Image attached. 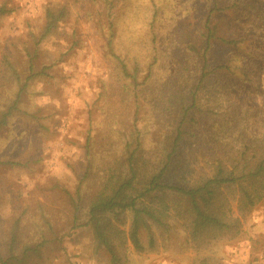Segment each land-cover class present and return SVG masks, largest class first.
<instances>
[{
	"label": "rangeland",
	"instance_id": "1",
	"mask_svg": "<svg viewBox=\"0 0 264 264\" xmlns=\"http://www.w3.org/2000/svg\"><path fill=\"white\" fill-rule=\"evenodd\" d=\"M260 1L249 0L250 11L234 16L230 8L212 11L210 0H0L11 10L0 17V254L7 253L15 228L12 251L18 257L24 246L44 243L24 264H105L91 231L77 224L109 162L118 168L112 157L119 156L124 138L139 130L147 147L155 138L152 112L135 84L150 70L155 79L171 67L169 43L158 39L172 32L194 35L201 54L209 14L210 64L228 62L235 71L229 78L236 79L241 72L234 50L221 41L245 40L251 54L243 71L247 84L260 90L252 87V102L262 104ZM47 8L63 12L49 32ZM112 33L115 55L108 46ZM134 54L139 65L128 70L136 81L121 77L117 57L127 63ZM107 142L115 144L108 153ZM170 224L168 238H157L153 250L129 245L126 264H264V199L241 218L236 235L203 249L190 247L179 223Z\"/></svg>",
	"mask_w": 264,
	"mask_h": 264
},
{
	"label": "trees",
	"instance_id": "2",
	"mask_svg": "<svg viewBox=\"0 0 264 264\" xmlns=\"http://www.w3.org/2000/svg\"><path fill=\"white\" fill-rule=\"evenodd\" d=\"M248 1L210 0V7L244 15L250 11ZM10 11L0 7V17ZM62 16V9L47 8L46 31ZM209 21L208 14L203 19V53L191 41L197 40L194 35L172 32L169 38L160 37L159 44L169 43L171 67L155 79L150 70L139 86L135 84L136 94L152 112L155 138L149 148L139 130L137 137L124 138L119 156L112 157L118 168L109 162L108 173L98 180L99 190L84 210V221L77 224L91 231L95 249L105 254V264H126L129 245L137 252L153 250L157 238H168L171 221L185 231L190 247L206 248L225 235H236L241 218L264 199V102H252V87L260 90L247 84L250 77L243 71L251 53L243 47L245 40L221 41L234 50L233 64L241 72L236 79L229 78L235 71L228 62L210 64L206 56L213 36ZM113 35L108 46L115 55ZM117 57L121 77L136 81L128 65L137 67L138 56L127 63ZM107 144L108 153L115 144ZM10 232L0 264H24L44 244L24 246L18 257L12 251L16 229Z\"/></svg>",
	"mask_w": 264,
	"mask_h": 264
}]
</instances>
